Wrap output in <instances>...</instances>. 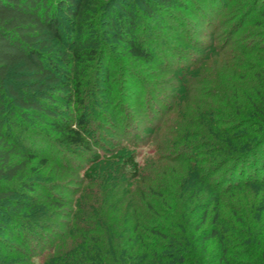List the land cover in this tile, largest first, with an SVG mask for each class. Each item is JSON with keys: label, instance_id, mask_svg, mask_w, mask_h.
Masks as SVG:
<instances>
[{"label": "trees", "instance_id": "trees-1", "mask_svg": "<svg viewBox=\"0 0 264 264\" xmlns=\"http://www.w3.org/2000/svg\"><path fill=\"white\" fill-rule=\"evenodd\" d=\"M91 1H100L94 5L102 11L115 0H0V209L11 214L15 225L41 232L65 207L55 197L13 199L19 193L4 185L15 181L36 158L21 154L6 138V91L24 110L23 119L33 116L68 148L92 152L85 178L92 181L95 165L104 161L115 172L111 181L116 175L124 181L117 185L114 181L110 189L102 184L87 206L76 208L81 217L69 214L72 223L62 224L65 233L40 245V255L22 259L20 251L0 240V264H35L37 257L39 264H264V177L249 176L243 182L245 168L264 150V0H211L218 7L221 3V13L228 11L226 23L236 24L228 28V39L223 38L225 30L214 33L218 38L204 51L216 53L203 56L201 67H191L196 72L172 67L178 81L171 86L173 99L180 104L174 119L180 122L165 129L171 137L169 155L158 154L159 166L154 168L152 163L140 165L133 153L101 155L87 139L86 111L93 102L84 98L87 64L109 62L106 58L113 55L97 36L90 42L92 35L80 38L73 48L65 46L58 13L79 26ZM202 1L201 6L206 5L207 0ZM140 3L143 18L157 25L174 21L185 9L181 0ZM120 7L124 17L117 23L110 18L107 26L108 34L123 46L120 56L131 64L156 62L163 52L138 35L135 16ZM107 18L102 12L92 24L98 20L102 26ZM245 25L248 29H243ZM127 70L124 75L133 76ZM12 73L26 84L21 93L30 91L41 98H21L13 87L8 89ZM161 150L158 147L157 153ZM167 159L175 174L166 179L162 177ZM159 167L164 170H156L158 180L152 176ZM126 180L133 183L127 186ZM22 186L28 194L38 193L34 185ZM2 219L6 220L0 215Z\"/></svg>", "mask_w": 264, "mask_h": 264}, {"label": "rangeland", "instance_id": "rangeland-1", "mask_svg": "<svg viewBox=\"0 0 264 264\" xmlns=\"http://www.w3.org/2000/svg\"><path fill=\"white\" fill-rule=\"evenodd\" d=\"M201 2L203 1L181 0L185 9L178 11L176 19L161 22L158 25L154 21H147L143 18L140 0H115L109 8L104 7L102 11H100V7L99 10L96 8L97 4L101 3L100 1H91L88 3L87 11L83 15L84 19L79 25L81 27L76 24L75 20L67 18L63 12L58 13L65 46L73 48L80 38L83 37L84 39L92 35L89 39L90 42L97 36L98 43L102 42V45L108 47L106 49L109 50L108 54L113 55L109 59L104 55L109 62L103 64H99V61L88 63V74L83 81L85 83L83 90L86 96L84 98L87 101L90 99L94 102L89 104L86 111L87 139L94 145V150L101 155L113 156L119 153L121 155L133 153L140 165L144 167L152 163L151 167L153 168L159 166L157 164L160 161L158 154H162V157L169 155L167 147H171V137L165 135V129L173 123L180 122L174 119L175 108L180 104L178 103L179 100L174 102L173 99L172 93L175 90L171 86H174V83H178V81L175 77L177 73L171 74L170 72L172 67L179 70L187 69L190 73L196 72V68L193 70L191 67H201L203 56L216 53L211 52V50L204 51L206 45L214 44L215 37L218 38V35L216 36L214 33L217 30L219 33L225 30L228 34L223 35V38L225 36L228 39L231 37L228 28L231 24L234 28L236 24L234 20V22H225L228 11L221 13L222 8H219L221 3L218 7L217 3H213L211 0H207L204 6H201ZM190 4H192L191 11L187 10ZM120 6H123L135 16L138 35L146 42L149 41L150 44L154 45V50L163 52L160 53L161 57L155 59L156 62L143 65L135 62L131 64V61H127L120 56L123 46L115 36H112L113 34L107 32V26L110 27V18H113L117 23L120 17H124V12ZM102 12L105 13V17L108 16L107 19L102 21V26L99 25L98 20L95 21L96 24H92L94 22L92 18L99 17ZM248 27L245 25L243 29H248ZM215 45L217 44L215 43ZM114 61L119 63L115 64ZM171 62L173 63L171 64ZM105 70H109V72ZM126 70L133 76L124 75ZM19 77L14 73L11 74L7 85L8 89L13 87L17 92L24 89L26 84L21 82ZM238 82L243 83L240 80ZM109 89L112 91L109 92ZM219 89H222V87ZM33 95L35 94L30 91L26 95L21 92L19 94L21 98L39 97V95L36 97ZM59 95L62 94L59 93ZM227 95L229 94L227 93ZM4 99L6 102L4 117L7 140L11 145L17 147L21 154L36 156L32 162L28 163L27 168L18 175L15 181L4 185L15 188L19 193V196L13 199H21L23 195L24 197L34 195L38 198L48 196L55 197L65 203V207L59 212V217L54 218V221H52L53 225L47 222L41 232L40 230L30 232L19 224L15 225L16 223L13 220H9L11 214L0 209L2 211L1 217L6 218V220L2 219V222H0V224H3L2 229L0 225V240L13 245V248L20 251L21 258L25 259L23 256H31L33 253L40 255L41 244H44V242L51 243L58 239L57 235L65 233L62 224L72 223L69 214L74 213L73 217H79L80 213H77L76 208H81L79 205L82 207L87 206V203L93 197L91 196L92 193H99L100 187H103L102 184L110 189L114 181L117 180V185L124 180L116 175L115 180L111 181L115 172H112L113 168L107 166L109 164L104 161L95 165L97 174H93L92 181L85 178V172L92 167V152L79 148H68L69 146H66L61 141L60 136L53 130L42 122H34L35 118L33 116H31V120L23 119L22 113L24 110L19 107L8 91H6ZM63 113L65 117L69 115L68 112ZM195 134L198 133L195 132ZM157 146L162 147L163 152L161 150L157 153ZM120 148H123V150L120 151ZM41 159L46 161L45 165L39 162ZM14 160L17 163L21 162L17 158ZM163 161L164 166L168 169H165L167 173L165 172L166 174L162 178L167 179L175 173L170 172V169H173L172 162L168 159ZM240 168H238V172ZM156 170L161 172L164 169L156 168L155 173ZM155 173L152 177H158L159 180L161 175ZM102 174H104V177H102ZM219 176L220 174H217L216 177ZM249 176L250 178L254 176L259 179L262 176L264 177V150L259 153L258 158L254 160L252 165L250 164L245 168L243 182L248 181ZM132 183V181L126 180L125 185L130 186ZM22 184L34 185L38 193L28 194L23 189ZM243 200L248 201L247 199ZM262 214L264 218V212ZM251 216L247 213V217ZM84 225L86 227L90 226L89 229L94 228L90 223ZM49 226L54 232L47 228ZM47 229L49 230L47 231ZM241 232L243 234V231ZM33 262L39 264V257L35 258Z\"/></svg>", "mask_w": 264, "mask_h": 264}]
</instances>
